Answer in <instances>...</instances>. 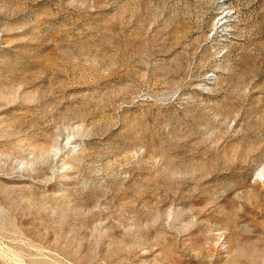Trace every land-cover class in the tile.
Listing matches in <instances>:
<instances>
[{"label": "rangeland", "instance_id": "obj_1", "mask_svg": "<svg viewBox=\"0 0 264 264\" xmlns=\"http://www.w3.org/2000/svg\"><path fill=\"white\" fill-rule=\"evenodd\" d=\"M263 173L264 0H0V264H264Z\"/></svg>", "mask_w": 264, "mask_h": 264}, {"label": "bare ground", "instance_id": "obj_2", "mask_svg": "<svg viewBox=\"0 0 264 264\" xmlns=\"http://www.w3.org/2000/svg\"><path fill=\"white\" fill-rule=\"evenodd\" d=\"M260 174H262V173H260ZM264 174V173H263Z\"/></svg>", "mask_w": 264, "mask_h": 264}]
</instances>
